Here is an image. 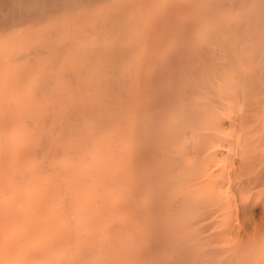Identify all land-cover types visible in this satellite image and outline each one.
<instances>
[{
  "label": "bare ground",
  "instance_id": "bare-ground-1",
  "mask_svg": "<svg viewBox=\"0 0 264 264\" xmlns=\"http://www.w3.org/2000/svg\"><path fill=\"white\" fill-rule=\"evenodd\" d=\"M0 119V263L264 264V0H0Z\"/></svg>",
  "mask_w": 264,
  "mask_h": 264
},
{
  "label": "rangeland",
  "instance_id": "rangeland-1",
  "mask_svg": "<svg viewBox=\"0 0 264 264\" xmlns=\"http://www.w3.org/2000/svg\"><path fill=\"white\" fill-rule=\"evenodd\" d=\"M1 120V119H0ZM4 120H6V119H3V121ZM2 121V120H1ZM30 126H32V125H30ZM29 126V128L31 129L32 127H30ZM29 128H26V129H28V130H30ZM32 130V129H31ZM5 132L7 133V131L5 130H0V143H2V142H4L7 146H9L10 147V149H9V157L11 156L12 158H13V156L16 154V160L15 159H11V157H10V161L11 162H13L12 164H14V165H16L17 163H18V160H17V157H21V155H23V157H25L24 159L26 160V158H27V160L26 161H24V160H22V161H24L25 162V164H26V166L28 167V170H26L27 169V167L25 168V169H16V168H18V165L20 164H18V165H16V167H14V169H16V171L14 172V171H12L10 174H11V177L13 178V181H16V179H15V177L14 176H16V178H17V176H18V179H19V176H21V174L23 173L22 171L23 170H26V171H28L27 172V174H31L32 175V177H33V182L34 183H28V181L27 180H21V179H19V181L17 180V182H15V185H14V182L13 183H11L10 182V180L12 179H10V174L9 173H6L7 172V169H8V167H6V166H4V170L3 171H0L1 173H0V201H1V204H7V205H9L10 203H18V204H20V205H25L26 204V201H27V204H26V207L25 208H32V206H34V203H36L38 200H37V197L39 196L38 194H40V196H41V191H40V193H39V191H37V189H35L36 187H41L42 185H43V183L44 182H46L47 181V179H48V177H49V174H50V171H49V168H48V162H47V158L45 157V159H46V163H47V165H46V163H44L43 164V160H45L44 158L42 159V157H44L43 155H42V157H41V154H39V153H34V154H30V153H24V151L25 152H28V151H31L32 150V145H23V144H20V145H23V150H21L22 149V146H19V143H18V141H17V139H16V137L15 136H12V138L11 137H6L5 136ZM6 137V138H5ZM16 146H15V145ZM15 146V147H14ZM19 148H18V147ZM12 147H14L13 148V151L11 150L12 149ZM18 148V149H17ZM21 148V149H20ZM11 150V151H10ZM18 150H21L22 151V154L20 153L21 151H18ZM16 151H18L19 153H18V155H17V153H16ZM13 152H14V154H13ZM12 154V155H11ZM27 155V157H26V155ZM62 159H63V156H62V158L61 157H58L57 158V162H56V159H55V164L56 165H61V161H62ZM16 161H17V163H16ZM21 161V162H22ZM27 161L29 162V164L27 163ZM43 161V162H42ZM58 162H60V164L58 163ZM30 166V167H29ZM46 166V167H45ZM33 168V169H32ZM30 169H31V171H30ZM21 171V173H19ZM26 171H24L25 173H26ZM48 171V172H47ZM17 173H18V175H17ZM48 173V174H47ZM33 174H34V176H33ZM5 175H7L6 176V179H5ZM14 175V176H13ZM9 176V177H8ZM35 176H37V177H35ZM47 176V177H46ZM8 178H9V180H8ZM35 178V179H34ZM3 186H2V185ZM2 186V187H1ZM12 186H14V189H15V191L14 192H10V191H12L13 190V188H12ZM39 190V189H38ZM12 194H13V196H12ZM33 195V196H30V195ZM35 195V196H34ZM28 196V197H27ZM30 196V197H29ZM37 196V197H36ZM40 196H39V198H40ZM25 197H27V198H25ZM33 198V199H32ZM26 199H28V200H30L29 202H28V200H26ZM58 199V198H57ZM57 199L54 201V204H55V209L57 210V211H59L60 210V208H61V204H62V202H61V200H60V198L58 199V205L56 206V204H57ZM60 200V201H59ZM22 201H24L25 202V204L22 202ZM31 201H33V202H31ZM35 201V202H34ZM3 202V203H2ZM31 203V204H33V205H29V204ZM60 203V204H59ZM17 204V205H18ZM37 204V203H36ZM11 205V204H10ZM29 205V206H28ZM61 205V206H60ZM30 208L28 209V210H30ZM57 208H59V210L57 209ZM19 223H17L18 225L19 224H21L22 226H23V224L25 225V223L24 222H20V221H18ZM16 224V227L18 226ZM20 226V225H19ZM24 227V226H23ZM17 228H19V227H17ZM21 228V227H20ZM30 247H32L31 245H29ZM34 247V246H33ZM35 248V247H34ZM16 261H21V259L18 257L17 259H16ZM0 264H4V263H0Z\"/></svg>",
  "mask_w": 264,
  "mask_h": 264
}]
</instances>
